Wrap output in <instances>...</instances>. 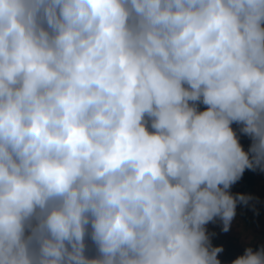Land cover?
Segmentation results:
<instances>
[{
	"label": "clouds",
	"instance_id": "obj_1",
	"mask_svg": "<svg viewBox=\"0 0 264 264\" xmlns=\"http://www.w3.org/2000/svg\"><path fill=\"white\" fill-rule=\"evenodd\" d=\"M246 171L264 0H0V264H225Z\"/></svg>",
	"mask_w": 264,
	"mask_h": 264
},
{
	"label": "rangeland",
	"instance_id": "obj_2",
	"mask_svg": "<svg viewBox=\"0 0 264 264\" xmlns=\"http://www.w3.org/2000/svg\"><path fill=\"white\" fill-rule=\"evenodd\" d=\"M242 142L247 143L243 140ZM232 191L251 193L259 196L261 201H264V175L254 174L253 184L248 191L243 188V179L232 188ZM257 207L260 208V215L258 217H254L251 211L238 207V223L234 222L232 231L227 234H220L213 240L215 245L224 246L225 252L220 258L225 264L243 253L245 245L241 244L240 229H243L245 239L251 236L255 237L258 241L260 237H264V205H257ZM209 229L219 232V229L214 228L212 225H209Z\"/></svg>",
	"mask_w": 264,
	"mask_h": 264
},
{
	"label": "trees",
	"instance_id": "obj_3",
	"mask_svg": "<svg viewBox=\"0 0 264 264\" xmlns=\"http://www.w3.org/2000/svg\"><path fill=\"white\" fill-rule=\"evenodd\" d=\"M254 173L246 171L243 177V188L249 190L253 184ZM245 193V192H242Z\"/></svg>",
	"mask_w": 264,
	"mask_h": 264
}]
</instances>
